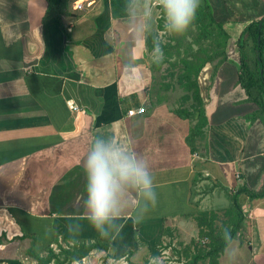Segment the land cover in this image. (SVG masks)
Wrapping results in <instances>:
<instances>
[{
	"label": "crops",
	"instance_id": "crops-1",
	"mask_svg": "<svg viewBox=\"0 0 264 264\" xmlns=\"http://www.w3.org/2000/svg\"><path fill=\"white\" fill-rule=\"evenodd\" d=\"M207 1L233 40L264 17V0ZM131 4L0 0V264H38L49 248L62 260L61 250L87 246L70 264H210L196 220L208 211L205 185L221 187L225 205V191L264 189V126L252 119L256 106L238 85L236 61L222 62L213 81L209 65L198 74L207 124L192 151L195 121L175 113L170 91L155 89L149 34L134 38ZM142 106L143 114L126 115ZM96 137L130 144L157 186L156 206L138 220L130 213L107 238L83 207L81 161ZM239 201L250 216L215 264H264V197Z\"/></svg>",
	"mask_w": 264,
	"mask_h": 264
},
{
	"label": "clouds",
	"instance_id": "clouds-1",
	"mask_svg": "<svg viewBox=\"0 0 264 264\" xmlns=\"http://www.w3.org/2000/svg\"><path fill=\"white\" fill-rule=\"evenodd\" d=\"M200 4L201 0H132L134 15L130 30L134 38L147 31L150 27L147 21L159 10L165 30L183 35L194 26ZM163 58V51L156 44L153 61L159 64ZM81 167L85 177V218L101 237L119 233V221L129 218L130 213H135L138 220L156 206L157 186L149 162L130 144L115 138L96 137ZM112 264H126V257Z\"/></svg>",
	"mask_w": 264,
	"mask_h": 264
},
{
	"label": "rangeland",
	"instance_id": "rangeland-1",
	"mask_svg": "<svg viewBox=\"0 0 264 264\" xmlns=\"http://www.w3.org/2000/svg\"><path fill=\"white\" fill-rule=\"evenodd\" d=\"M155 14L156 15L153 16L154 20L150 19V27L147 30L149 34L147 44L150 60L152 62L151 68L154 74V87L160 90L163 87L164 90L170 91L168 100L171 101L172 99L177 105V108L196 109L199 105V101H193L195 95H197L196 79L194 80L192 74L184 71V65L188 63L196 66V64L200 62H207V58L210 57L211 54H213L212 56L217 54V57L205 64L211 67L212 73L210 80L213 81L218 72L217 69L222 62L238 60L235 40L225 31L229 35V39L227 40L226 46L227 56L223 60L219 54L224 49L223 38L217 33V29L214 26L208 27L207 32L201 31V35L198 36L200 26L206 22L205 18L197 15L192 28L183 35H174L165 30L164 20L159 10ZM156 44H159L164 54V58L159 64L153 61V53ZM245 50L251 62L254 56L251 41L247 43ZM233 63L236 64L235 62ZM216 187L218 186L205 185L202 192L210 195L207 200L209 207H206L208 211L199 213L196 216L197 224L203 226L200 229L202 238H206V241H209L211 245L222 242V239L228 235L231 226L235 222V212L232 204L229 202L225 205L220 202L222 196L221 187L215 189ZM214 192L215 194L213 195L212 193ZM230 194L232 195L233 193L230 191ZM230 194H228V191H225L224 196L229 198ZM245 206L249 208L248 204ZM241 209L244 220L247 210L244 208L243 204L241 205ZM243 220L241 226L244 224ZM249 229L250 227L248 226V230Z\"/></svg>",
	"mask_w": 264,
	"mask_h": 264
},
{
	"label": "trees",
	"instance_id": "trees-1",
	"mask_svg": "<svg viewBox=\"0 0 264 264\" xmlns=\"http://www.w3.org/2000/svg\"><path fill=\"white\" fill-rule=\"evenodd\" d=\"M197 15L202 16V18H205L206 20V22L200 26V32L198 36L201 35V31L207 32L208 27L214 26L217 29V33L221 36V38H223L224 49L219 54L224 60L227 56L226 46L229 35L225 32L223 23H218L214 20L211 6L207 0H201ZM250 41L254 50V56L251 62L245 50L247 43ZM235 44L238 54V60L235 62L238 70V85L243 90L247 101L253 103L256 106L255 112L251 115L252 119L260 120L264 126V17L257 21H250L245 24L238 37L236 38ZM212 55L213 54H211L210 57L207 58V62H200L196 64V66L188 63L184 65V71L189 72L193 75V79H196L197 95H195L193 101H199V105L196 109L191 110L178 108L175 113L183 119L195 121L194 125L189 129V133L186 138V142L190 145L192 151H194V137L201 136L202 129L207 124V118L205 116V111L203 108L204 104L199 94L197 77L205 64L209 63L218 56L217 54H215L214 56ZM241 194L247 196L249 200H253L256 198L259 199L264 197V189L259 193H255L249 191L244 185H242L238 187L232 195H230L229 199L235 212V222L228 232V235L222 239V242H218L216 245L210 244V249L207 252V255L210 258V264H215L214 257L217 256L218 252L221 251L229 243L230 239L234 237L235 234L240 230L243 220V212L239 201V196ZM92 248L94 247L87 246L84 249V252L80 250L77 251L76 249H73L71 251L61 250L63 254L62 260H59L58 256L53 254L49 248L47 258H45V260L38 258V264H47L52 259H54V262L56 264H70L71 262L82 259ZM68 258L69 260L68 262H66V259ZM194 260L196 261L197 258L195 257ZM194 260L192 264H195Z\"/></svg>",
	"mask_w": 264,
	"mask_h": 264
},
{
	"label": "built area",
	"instance_id": "built-area-1",
	"mask_svg": "<svg viewBox=\"0 0 264 264\" xmlns=\"http://www.w3.org/2000/svg\"><path fill=\"white\" fill-rule=\"evenodd\" d=\"M75 8V10L76 11H78V10H82L83 9V5H82V2H79V3H77L76 4V6L74 7ZM74 110L76 109V107H74L73 108ZM145 112V108H144V106H142V107H140V108H137L136 110L134 109V110H128L127 112H126V115L127 116H134V115H136V114H143ZM195 155V154H194ZM236 177L239 179L240 178V176L237 174L236 175ZM248 212V211H247ZM245 213V217L246 218H248L250 215H249V213Z\"/></svg>",
	"mask_w": 264,
	"mask_h": 264
},
{
	"label": "water",
	"instance_id": "water-1",
	"mask_svg": "<svg viewBox=\"0 0 264 264\" xmlns=\"http://www.w3.org/2000/svg\"><path fill=\"white\" fill-rule=\"evenodd\" d=\"M33 64V63H32ZM78 264H82V262L80 261Z\"/></svg>",
	"mask_w": 264,
	"mask_h": 264
}]
</instances>
